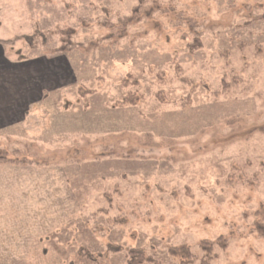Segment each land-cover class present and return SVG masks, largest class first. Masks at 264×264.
<instances>
[{"label":"rangeland","instance_id":"374dc122","mask_svg":"<svg viewBox=\"0 0 264 264\" xmlns=\"http://www.w3.org/2000/svg\"><path fill=\"white\" fill-rule=\"evenodd\" d=\"M0 43L73 72L0 129V264H264V0H0Z\"/></svg>","mask_w":264,"mask_h":264},{"label":"crops","instance_id":"0c3cea01","mask_svg":"<svg viewBox=\"0 0 264 264\" xmlns=\"http://www.w3.org/2000/svg\"><path fill=\"white\" fill-rule=\"evenodd\" d=\"M10 59L0 43V129L24 121L31 105L40 103L46 93L54 92L73 77L69 64L64 60L61 63L63 66H60L59 61L48 57H33L23 61ZM17 169L28 170L24 165H19ZM3 179L7 180V177ZM4 198L0 197V203ZM10 199L14 201V198ZM2 222H6V219ZM4 230L6 226L0 224V231ZM3 235L5 237L4 232Z\"/></svg>","mask_w":264,"mask_h":264},{"label":"trees","instance_id":"16d2710c","mask_svg":"<svg viewBox=\"0 0 264 264\" xmlns=\"http://www.w3.org/2000/svg\"><path fill=\"white\" fill-rule=\"evenodd\" d=\"M22 50L20 51V50H17V52H16V55L18 56L19 55V58L18 59H21L20 61H23V60H27V59H30V58H33V57H24V55H22ZM20 57H23V58H20ZM17 61V60H16ZM19 61V60H18ZM2 158L3 157H0V160H2ZM261 230H264V228L263 227H261L260 228ZM223 242H225V240L223 239L222 240V242L221 243H223ZM139 254H141V253H139ZM134 257V258H133ZM137 257H139V255L138 256H136V255H134L133 253H131V261H130V264H136L135 262H137ZM188 259H191V256L189 255L188 256ZM191 261V260H190Z\"/></svg>","mask_w":264,"mask_h":264}]
</instances>
